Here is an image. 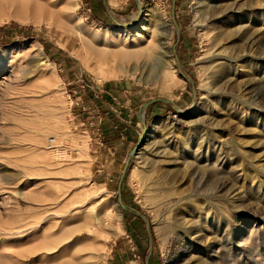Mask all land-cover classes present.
Segmentation results:
<instances>
[{
    "label": "rangeland",
    "instance_id": "374dc122",
    "mask_svg": "<svg viewBox=\"0 0 264 264\" xmlns=\"http://www.w3.org/2000/svg\"><path fill=\"white\" fill-rule=\"evenodd\" d=\"M0 264H264V0H0Z\"/></svg>",
    "mask_w": 264,
    "mask_h": 264
},
{
    "label": "bare ground",
    "instance_id": "6f19581e",
    "mask_svg": "<svg viewBox=\"0 0 264 264\" xmlns=\"http://www.w3.org/2000/svg\"><path fill=\"white\" fill-rule=\"evenodd\" d=\"M221 50V49H220ZM223 53V52H222ZM228 57V56H227ZM213 58V56H212ZM224 59V56L223 55H218L216 57V59H211V62H210V65L208 66V74H209V77L212 79V80H215V79H218L220 78L221 73H222V69L224 67V63L225 61L223 60ZM228 64V63H226ZM225 68V67H224ZM224 71V70H223ZM57 150V149H56ZM55 150V151H56ZM60 151L57 150V155ZM167 179H168V182H170L174 176H172L171 174H167L166 175ZM158 183V187L159 188H163L164 187V184L163 183H160V182H156ZM217 192V191H216ZM211 205V204H210ZM210 209V208H209ZM210 213V212H209ZM208 215V214H207Z\"/></svg>",
    "mask_w": 264,
    "mask_h": 264
},
{
    "label": "built area",
    "instance_id": "2783aa9c",
    "mask_svg": "<svg viewBox=\"0 0 264 264\" xmlns=\"http://www.w3.org/2000/svg\"><path fill=\"white\" fill-rule=\"evenodd\" d=\"M46 142H47V144H46L47 148L52 149L53 145L55 143V138L49 137Z\"/></svg>",
    "mask_w": 264,
    "mask_h": 264
}]
</instances>
